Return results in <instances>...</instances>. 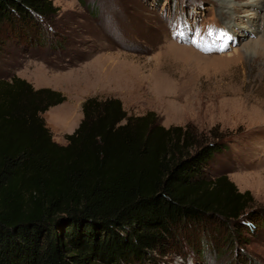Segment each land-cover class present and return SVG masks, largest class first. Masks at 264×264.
I'll use <instances>...</instances> for the list:
<instances>
[{"label":"trees","instance_id":"16d2710c","mask_svg":"<svg viewBox=\"0 0 264 264\" xmlns=\"http://www.w3.org/2000/svg\"><path fill=\"white\" fill-rule=\"evenodd\" d=\"M57 10L52 0H0V50L8 30L28 34ZM65 99L0 79V264H155L154 252L191 230L219 227L229 240L264 224L249 190L210 172L227 135L165 127L154 111L132 115L116 97L90 96L59 144L42 114Z\"/></svg>","mask_w":264,"mask_h":264},{"label":"rangeland","instance_id":"374dc122","mask_svg":"<svg viewBox=\"0 0 264 264\" xmlns=\"http://www.w3.org/2000/svg\"><path fill=\"white\" fill-rule=\"evenodd\" d=\"M52 2V23L25 35L8 30L0 50V79L16 75L65 95L42 114L46 124L76 126L82 102L96 96L120 99L128 114L154 111L165 127L190 124L206 137L217 129L229 148L215 155L211 174H227L264 209V0L256 8V0H239L235 11L236 0ZM210 27L231 37L225 51L191 42L223 43L195 37ZM261 222L229 240L219 227L191 230L179 247L154 252L155 264H264Z\"/></svg>","mask_w":264,"mask_h":264},{"label":"snow or ice","instance_id":"6c2138e0","mask_svg":"<svg viewBox=\"0 0 264 264\" xmlns=\"http://www.w3.org/2000/svg\"><path fill=\"white\" fill-rule=\"evenodd\" d=\"M195 37H199L200 39H206L207 37H215L216 41H224L223 43H219L215 48L209 46L208 44H201L200 40L192 39L193 45L199 48L201 51L204 52H211L213 50L223 52L227 48V42L231 39L229 34L222 29H215L210 27L206 34L202 35L200 30L197 29L195 31Z\"/></svg>","mask_w":264,"mask_h":264},{"label":"crops","instance_id":"0c3cea01","mask_svg":"<svg viewBox=\"0 0 264 264\" xmlns=\"http://www.w3.org/2000/svg\"><path fill=\"white\" fill-rule=\"evenodd\" d=\"M80 102V99L77 101V103ZM77 116V115H76ZM82 118V113H81V117L78 118V122L76 123V126L74 125H71L70 129H67V130H60L56 124L54 123H50V124H47L49 126V128L51 129V131L54 133L53 134V137H54V140L59 143V144H65L66 143V140H65V137L64 135L67 134V133H71L73 130H75V128L78 126L79 122H80V119ZM60 133H62V135H59Z\"/></svg>","mask_w":264,"mask_h":264},{"label":"bare ground","instance_id":"6f19581e","mask_svg":"<svg viewBox=\"0 0 264 264\" xmlns=\"http://www.w3.org/2000/svg\"><path fill=\"white\" fill-rule=\"evenodd\" d=\"M233 4L230 8H229V5L226 6L227 8L231 9L232 11H235L239 8V0H236V2H230V4ZM261 2H259V0H256V3L254 4H250L251 6H253V8H256L258 6H260ZM256 11V10H255ZM232 13V12H231Z\"/></svg>","mask_w":264,"mask_h":264}]
</instances>
